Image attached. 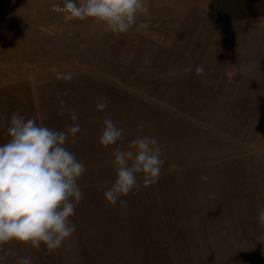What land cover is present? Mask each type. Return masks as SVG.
Instances as JSON below:
<instances>
[{"label":"rangeland","instance_id":"obj_1","mask_svg":"<svg viewBox=\"0 0 264 264\" xmlns=\"http://www.w3.org/2000/svg\"><path fill=\"white\" fill-rule=\"evenodd\" d=\"M145 2L117 36L63 0H0V143L16 112L54 130L79 123L67 147L87 168L70 238L52 253L5 248L33 264H264V0ZM106 117L124 129L118 146L166 145L158 182L125 204L103 195L116 179L117 145L98 142Z\"/></svg>","mask_w":264,"mask_h":264},{"label":"clouds","instance_id":"obj_2","mask_svg":"<svg viewBox=\"0 0 264 264\" xmlns=\"http://www.w3.org/2000/svg\"><path fill=\"white\" fill-rule=\"evenodd\" d=\"M62 10L73 19L102 24L105 31L117 36L128 33L139 15L149 13L145 0H63ZM140 27L146 29L149 23ZM53 71L59 81L73 79L71 72ZM195 73L203 75L205 68L198 65ZM63 95L67 93L58 94L61 115L66 105L60 98ZM69 112L71 120L78 121V112ZM81 131L79 123L54 130L35 118L12 114L6 129L8 140L0 143V261L14 256L16 264H33L31 256H18L5 245L16 242L38 251L44 246L46 253H52L76 231L71 217L83 200L78 181L87 168L67 145H75ZM123 138L124 129L106 117L98 142L105 148L117 145L112 152L116 179L103 193L112 205L125 204L122 197L157 183L165 164L162 150L166 145L157 137L140 135L127 147L118 146ZM257 223L264 228V205Z\"/></svg>","mask_w":264,"mask_h":264}]
</instances>
